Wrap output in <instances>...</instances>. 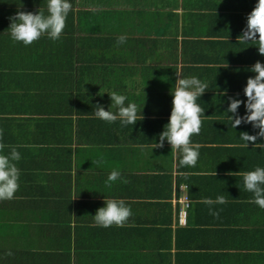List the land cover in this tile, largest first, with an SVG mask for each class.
<instances>
[{
  "label": "crops",
  "instance_id": "1",
  "mask_svg": "<svg viewBox=\"0 0 264 264\" xmlns=\"http://www.w3.org/2000/svg\"><path fill=\"white\" fill-rule=\"evenodd\" d=\"M69 2L60 38L26 46L9 17L47 15V0H0V142L21 155L19 189L0 201V249L16 251L17 264H264V209L241 175H228L264 167V148L242 147L239 134L258 129L232 128L226 113L229 97L246 103L250 69L264 63L255 42H237L258 0ZM193 76L208 85L197 103L211 116L191 138L201 145L194 167L167 141L156 148L177 78ZM112 92L144 119L96 118ZM219 196L226 203L202 202ZM105 199L130 206L123 227L96 225Z\"/></svg>",
  "mask_w": 264,
  "mask_h": 264
},
{
  "label": "clouds",
  "instance_id": "2",
  "mask_svg": "<svg viewBox=\"0 0 264 264\" xmlns=\"http://www.w3.org/2000/svg\"><path fill=\"white\" fill-rule=\"evenodd\" d=\"M72 4L69 0H47V12L39 8L37 12L19 10L14 16L9 17L11 23V37L16 42H22L24 45H31L39 40L42 35L52 40H58L66 27V20ZM258 37V38H257ZM127 40L125 36L117 38V44H123ZM240 44L255 42L258 46L259 54L264 55V0H258L253 10L247 16V24L242 34L237 37ZM255 73L254 77H249L247 85L244 88V94L247 97L245 101L229 97L230 104L226 113L228 119L232 122L231 127L237 128L243 123L251 124L254 129H258L255 135L248 132H241L240 139L244 141L241 146L249 148V142L255 145V148H264V143H257L264 138V63L257 61L250 69ZM208 85L197 77L177 78L174 90L171 91L173 96L172 111L169 122L165 125L164 131L159 135V143L156 148H163L164 142L167 141L172 151L182 153L181 164L183 166L194 167L199 158V143L192 142V136L198 135L201 131L203 119L211 116H205V110L197 103L198 98L205 94ZM111 107L105 110L100 104L95 105V117L114 123L121 121L122 126L135 125L138 120L144 119L138 115V106L135 103H128L125 106L127 97L116 92L109 93ZM241 104L246 108V114L240 116L238 109ZM117 111H111V108ZM3 132L0 131V141H2ZM10 147V151L5 154L4 149ZM21 155L16 146H6L0 142V201L11 200L19 189L20 169L17 163ZM93 162V161H92ZM93 163H100L95 161ZM217 174V173H216ZM239 174L243 177L244 189L254 194L253 200L249 201L257 204L264 209V167H256L252 171H244L228 175ZM120 179V172L113 170L106 184L110 187L111 182ZM127 183V180L123 181ZM203 203L212 205L214 203H226L224 196H219L215 201L205 198ZM105 206L99 208L94 215V221L97 226L104 228L116 225L123 227L132 215L130 206L126 205L123 199H105ZM209 214L218 216L219 213L209 209ZM74 215V214H73Z\"/></svg>",
  "mask_w": 264,
  "mask_h": 264
},
{
  "label": "trees",
  "instance_id": "3",
  "mask_svg": "<svg viewBox=\"0 0 264 264\" xmlns=\"http://www.w3.org/2000/svg\"><path fill=\"white\" fill-rule=\"evenodd\" d=\"M256 167H259V165H255L252 168V170H255ZM19 255H17L16 251H11L8 249H0V264H3L6 262V264H17L16 260L20 259Z\"/></svg>",
  "mask_w": 264,
  "mask_h": 264
},
{
  "label": "built area",
  "instance_id": "4",
  "mask_svg": "<svg viewBox=\"0 0 264 264\" xmlns=\"http://www.w3.org/2000/svg\"><path fill=\"white\" fill-rule=\"evenodd\" d=\"M185 215V213H184V211H182L181 213H180V216H184Z\"/></svg>",
  "mask_w": 264,
  "mask_h": 264
}]
</instances>
